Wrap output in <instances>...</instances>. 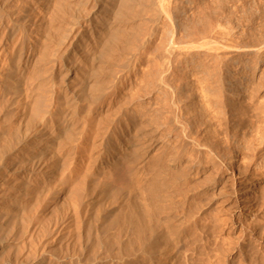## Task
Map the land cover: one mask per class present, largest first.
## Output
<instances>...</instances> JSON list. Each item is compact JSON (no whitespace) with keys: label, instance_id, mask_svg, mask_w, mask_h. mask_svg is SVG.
Returning a JSON list of instances; mask_svg holds the SVG:
<instances>
[{"label":"rangeland","instance_id":"rangeland-1","mask_svg":"<svg viewBox=\"0 0 264 264\" xmlns=\"http://www.w3.org/2000/svg\"><path fill=\"white\" fill-rule=\"evenodd\" d=\"M166 1L167 3L165 2V4L168 7H166V13L168 12L166 21H160L153 25L151 21L153 14L146 8L147 5H141L143 1L139 3L141 6L137 5V7L131 9L128 14L130 18H125V20L130 21L126 28L128 34H126L127 39L125 38V41L119 45L118 52L115 53L118 56L117 61L120 59L116 68L117 70L121 69L122 66L120 65H126L127 63H131V67L133 68H131L130 75L124 79L125 82L122 83L121 87L114 86L111 88L109 86V89L92 104V114L86 119V123L81 120L84 106H79L74 117L75 127L72 132L75 141L71 142L73 144L67 152L68 156L66 155L61 161L63 162L61 166L65 165L63 168H67L65 170L67 178L66 185L61 197L64 199L67 192L68 194L69 192L75 193V189L77 192L80 187L76 186H79L81 176L84 174L83 172L89 170V166L91 167L97 161L101 160V158L105 157V152H112V148L114 147L112 142L114 141L113 133L110 131L102 144L98 146L100 134L108 124L112 125L113 117L117 113L120 105L123 102H127L138 90L142 91V97L138 100L137 104L135 102L131 103L127 112L124 113L125 122L128 125L131 124L132 114H135L137 115L138 121L143 122L141 124L143 126L153 117L161 116L156 123L161 125L160 123L162 121H168L169 128L174 130L173 133H177L178 136H175V134H165L159 138L155 143V148L146 158L133 162L132 170L129 172L130 174H126L123 171L120 178H117L115 165L111 162L103 170L96 171L91 181L93 191L91 192V196L94 197L101 188V184L98 185V183H102V187H106L109 184L112 190L115 188L116 192H113L114 194L109 192L110 195L107 193L102 203L98 201L99 204H97L98 202L96 205L94 204L90 212L91 214L89 213L91 216L84 215V212L81 211L82 213L79 216L81 217L82 214L84 216L81 218L77 217L78 219L80 218L78 220L79 222L77 219L74 220L78 223L72 222V225L68 227L70 230L66 229V232L61 235L54 234L55 236L53 235V238L44 240L46 242L42 241L36 244L37 237L46 228L44 225L46 223L48 224L49 217L56 212V208L60 206L62 199L61 201H51L49 204H43L37 207L35 211L33 210L35 212L33 213L34 217L32 216L33 218L27 219V221L31 220L29 223L23 221L19 224L15 219H11L9 221V227L7 224L6 227L3 226L0 229V239L5 235H10L13 239L10 245H6L1 250L0 264H3L4 261V264H7L6 262L9 261L10 264H19L20 262L32 264L31 262L36 259L38 262L40 261V264H52L53 259L58 260L55 264H116L117 262L115 260L120 256L116 255L122 254L128 241H131L135 237L132 230L125 232L120 226L121 222L117 220L125 219L131 213L133 215H138L139 213L140 215L144 207L140 198L143 200L144 196L149 201L147 203L148 209H158L159 211L157 210V213L160 212L154 219V225L162 229L163 232L170 234H167L168 236L166 235L168 237L166 238V242L169 250L176 251L182 255L183 253L189 255V264H264V235L262 232L264 231V194H262L264 193V171H261L264 170V130H262L264 129V73H262L264 61L254 58L252 56L253 54L249 53L243 56L237 52L239 49L247 51L252 49V47L257 48L264 44V32L261 30L258 17L256 16L258 10L261 9V4L264 6L263 0L261 2L260 0ZM1 4L4 6H1ZM8 7L11 9V4H8L7 0H0V24L4 19V13L9 10ZM3 9L5 10L4 13ZM139 45L142 47L140 48ZM167 47H171L170 53L164 52ZM197 47L203 48L204 52L203 50L192 53L189 51ZM187 51H189V55ZM262 57H264V53H262ZM238 63H247L252 67L254 64H257V75L251 80L252 82H250L246 89L238 91L240 94L237 98L238 107L237 105L234 107V105L229 103L228 98L222 101L217 91L216 93H211L209 87L211 80L218 79L215 75L219 71H222L225 83H227L226 80H228L229 75L232 73L231 70ZM125 65L123 66L125 67ZM149 82L157 86L154 88V91L148 92L146 90V87L150 84ZM17 87L14 86L16 89L14 90L12 88L11 92L17 91ZM233 90L235 91L234 88ZM130 101L131 99L128 102ZM135 105L139 107V113L134 111ZM156 106L158 107L156 108ZM155 109H160V111ZM208 111L211 115L208 114ZM81 122L84 123L85 127L82 126L83 124ZM121 127H124V131L120 135V139H123V142H121V146L119 147L125 150L137 139L138 132L130 130L129 126L127 127L123 123ZM85 130L87 132H84ZM77 132L79 136L81 134V139ZM189 138L201 145V151L205 155L202 159H205V157L214 159V156L209 151V147L212 148L217 145L218 148L223 150V153L225 152L224 155H229L225 157L226 160L230 156L234 157L232 159L233 162L231 161V168L224 165L218 169V172L216 171L217 180H220V178L224 180L227 176L229 177L236 172H239V176L241 177L245 176L244 166L242 167V165L249 164L248 162L246 163L247 158L253 159L248 160L249 162L251 161L250 169L256 165L254 169H258L257 173L262 174L257 175L254 183L247 188L245 186L242 187V185H231L230 182L224 187V181H219V189L222 186L224 189L227 188V192L221 194L222 196L215 194L218 193V188L215 191L208 189L210 187L208 186L210 185V182L207 183L208 181H202L201 183L204 182V185L200 184L203 186L199 187L198 191H191V193L187 189L189 191L188 193L185 189L186 187L189 188V185L192 187L194 181L177 182L173 180L175 176L174 172L171 173V171L164 170L160 166H163L161 163L162 159L167 157L166 148H171L172 146H177L178 148L183 147L189 141ZM242 140L246 141L244 148H236L234 150V144L236 145L239 141L242 144ZM246 147L249 149H246ZM225 149H228V151ZM100 153L101 155H99ZM97 155L99 156L96 157ZM254 163L256 164L254 165ZM262 167L263 169H261ZM259 169L261 170L259 171ZM158 172L163 174L161 175ZM166 173L168 174L166 175ZM104 182H106V185H104ZM160 182H164L166 185L161 186ZM96 183L100 187L99 189L96 188ZM152 188L154 189L153 191L151 190ZM142 191L145 192L142 194ZM153 192L155 195L157 194L156 196L159 195L158 197L161 199L159 198L157 201V197H155ZM180 194H187L188 197L184 196L185 199L180 198L183 196H180ZM171 196L175 201L172 198L171 200L167 199ZM176 197L178 198L176 199ZM140 204L143 206H140ZM161 211L167 213L162 212V214ZM164 214L166 217H164ZM190 215L191 217H188ZM159 216L163 221H159ZM168 217H172L171 220ZM165 218H167V221ZM165 221L167 224H171L166 225L164 223ZM163 225L164 228H162ZM166 226L167 229L165 228ZM261 229L262 231L260 232ZM120 230L124 232L120 233ZM260 233L261 236L258 237ZM33 244H36L37 248L39 247L37 250L39 255L36 253L35 258L38 256L36 259L33 256L29 259V254L34 247ZM190 248L193 250L192 252H190ZM6 258L8 260H5ZM32 258L34 259L33 261H28V259L32 260Z\"/></svg>","mask_w":264,"mask_h":264},{"label":"bare ground","instance_id":"bare-ground-1","mask_svg":"<svg viewBox=\"0 0 264 264\" xmlns=\"http://www.w3.org/2000/svg\"><path fill=\"white\" fill-rule=\"evenodd\" d=\"M7 2L8 4H11V9L9 7V10L4 8L5 10H8L6 12L3 9V13L5 12L3 15L4 19L1 22L2 25L0 24V229L3 226L6 227L7 224L9 227V221H11V219H15L17 222H19V224L23 221H27V219H31L32 216L34 217L33 213L35 212H33V210L35 211L36 208L40 205L49 204L51 201H61L62 199V202H60L61 204L58 202L60 206H57L56 212H54L53 215L50 216L51 218L49 217L48 224L46 223V225H44L46 228L41 233V235L37 237L38 239L36 244H39L44 240L53 238L52 236L54 234H63L64 232H66V229H69L68 227L69 225H72V222H77L84 215L91 216L90 212L94 204L96 205L98 201L102 203L103 198L107 193L109 194V192H111V194H114L116 192L114 186V190H112L111 186H109L108 183V186H103L105 189L102 187V183H98V185L101 184L100 186L102 189L96 183V188L100 189L98 192L96 189L97 194L94 197L91 196V192H93L91 181L93 178V174H96V171L103 170V168L110 164L109 162H111L115 165L117 178H120V175L121 173H123V171L128 174L132 170L131 168L135 160L139 161L146 158L147 155L155 148V143L157 142V140L163 135L175 134V136H178L177 133H173L174 130L169 128L168 121H162V123H160L161 125H158L156 123V121L159 120L161 116L153 117L148 121L147 124H144L143 126L141 125L143 124V122H141L140 120L138 121L137 115L135 114H132L131 124L128 125L127 122H125L126 119L124 117V113L127 112L131 103L135 102V104H137L138 100L142 97V91L140 90V92L138 88V91L131 98L129 97L131 99L130 102H128L130 100L129 99L127 102H123L120 105L119 109L117 108L118 111L113 117L114 120H112L113 123L111 122L112 125L108 124V126H106V128L100 134V138L97 144L98 146L102 144L110 131L113 133L114 141L112 142L114 144V147L112 148V152H105V157L101 158L100 156L101 160L97 161L96 164H93L91 167L89 166V170H87V168V171L83 172L84 174L83 176H81V182L79 186H76L80 187L78 188L77 192L75 189V193L69 192L68 194L67 192V195L64 197V199L61 197V195H63L67 179L65 175V170H67V168H63V166L65 165L61 166V164H63V162L61 161L66 157L69 148L72 146L73 143L71 144V142L75 141L72 132L75 127L74 117L77 113V110L79 109V106H84L81 120L82 122L86 123V119L89 118L92 114V104L95 103L107 89H109V86H111V88L114 86L121 87L122 83L125 82L124 79H126L130 75V72L132 70L131 68H133L131 67V63H127L126 65L123 64L125 65V67L119 64L120 66H122V68L118 70L116 68L118 66L117 63L120 61V59L117 61L118 56L115 55V53L118 52L119 45L122 44L123 41H125V38L127 39L126 34H128L126 28L128 22L130 21L125 20V18H130L128 14L132 8L134 9L135 7H137V5L141 6L142 4V6H144L145 4V6L147 5L146 8H148V10H150L153 14V19L151 21L152 24L155 25L154 23L164 21L166 19L168 12L166 13L167 4H165V2L167 3V1L7 0ZM212 2L214 3V1ZM139 3H141V5ZM1 6L4 5L1 4ZM261 6V9L258 10V14L256 16L259 20V26L264 32V6H262L263 8ZM216 15H218V13H216ZM206 18L208 19V17ZM149 28L147 29L150 30ZM142 46L139 45L140 48ZM253 48L254 47L247 51L242 49H239L238 51L236 49L235 50L243 56L250 53L253 54L252 56H254V58L259 59L260 61H264V57H262V53H264V44L257 48ZM202 50L203 48L197 47L190 49L189 51L192 53ZM189 51H187V53ZM164 52L170 53L171 47H167ZM256 70L257 64H254V66L252 67L247 63H238L236 66H234L233 70H231L232 73L229 75L228 80H226L227 83H225L222 71H219L218 68L219 72L216 70L218 74L215 75V77L218 79L213 81L211 80L209 91H211V93H216L217 91L219 93L220 99L222 98V101L223 99L228 98L230 101L229 103L236 107L237 98L240 95L238 91L244 90L248 87L250 82H252L251 80L254 79L257 75ZM262 73H264V67ZM14 86H18L17 91L11 92L12 88L14 90L16 89L14 88ZM155 87L157 86H154L153 83H150L146 87V90H148V92L154 91ZM233 88L235 89V91L233 90ZM218 97L216 98L218 99ZM218 102L220 101L218 100ZM135 106L136 107L134 111L139 113V107L137 105ZM157 107L158 106H156V108ZM158 111H160V109ZM208 114L211 115L210 112ZM82 122L81 124H83L82 126H84V123ZM122 123L126 124L127 127L129 126L130 130H135L136 132H138L137 139L132 142L131 146H129L125 150H122L119 147L121 146V142H123V139H120V135L124 131V127H121ZM84 132L87 131L85 130ZM239 142H237L236 145L234 144V150H236V148H244L246 141L242 140V144H240ZM250 146L248 145L249 148ZM200 147V144L193 140H190L189 138V141H187L183 147L178 148L177 146H172L171 148H166L165 150L167 153V157H165V159H162V162L160 160L163 165L160 167H162L164 170L171 171V173L174 172L175 176L173 180L177 182L187 180L194 181L192 187L191 185H189V188L186 187L185 190L188 193L189 191L187 189H189L190 192L198 191V188L204 185V182L201 183L202 181H208L207 183L210 182V185H208L210 187L208 189H211L213 191L217 190L219 181H224V187L225 185L227 186L228 182H230L231 185H242V187L245 186L247 188L254 183L257 175L262 174H258V169H254L256 163H254L255 166L251 164L253 168L250 169L251 161L249 162L248 160L251 158H247L246 163L248 162L249 164L242 165V167L244 166L243 168L246 174L245 176L241 177L239 176L240 173L236 172L235 174L231 173L232 175L229 177L227 176L224 180L221 178L220 180H217L216 171L218 172V169H220V167L224 165H227L229 166V168H231L230 166L233 162L232 159L234 157L230 156L228 160H226L225 157L229 155H224L225 152L223 153V150L218 148L217 145L213 146L212 148L209 147V151L214 156V159H209V157H205V159H202L205 155H203ZM248 147H246V149ZM226 151H228V149ZM252 152L254 153V150ZM99 155H101V153ZM99 155H97L96 157H98ZM260 165L263 166L262 163H260ZM263 167L261 169H263ZM261 169H259V171ZM160 171L162 172V170ZM168 173H166V175ZM160 174L162 175L163 173ZM104 183V185H106V182ZM160 185L165 186L166 184L164 182H160ZM223 186L220 189L218 188V193L215 194H225L227 192V188L224 189ZM151 190L153 191L154 189L152 188ZM144 192L142 191L141 193L143 194ZM137 195L139 196V194ZM156 195L155 197H157L158 201L160 197H158L159 195ZM172 196L170 198L168 197L167 199H174L175 197L173 196V198ZM180 196V198L185 199L184 196H187V194H180ZM177 198L178 197H176V199ZM140 199L142 204H144L143 210L140 215L138 213V215L134 214V216L131 213V215L125 217V219H119L120 221L117 220L118 222H121L120 226L125 230V232L132 230L135 237L134 239H131V241H128V243L124 247V251H122V254H118L119 250L117 253L118 255L114 254L116 256L120 255L118 258H116L115 261L117 263H115L189 264V255H186L185 253H183L182 255L176 251L169 250L166 238H168L167 236L170 234L163 232L162 229L154 225V219L159 215L160 212L157 213L159 210L148 209L147 203L149 201L147 197L144 196L143 200L142 198ZM173 201H175V199ZM99 202L97 204H99ZM142 204H140V206H143ZM81 211L84 212V215L82 214V216L80 217L79 214L82 213ZM162 212L163 211H161V213ZM163 213L166 214L167 212ZM165 214L164 217H166ZM77 217L80 218L78 219ZM188 217H191V215ZM171 218L169 219L171 220ZM76 219L77 221H74ZM165 219L167 221V218ZM160 220L163 221L161 217L159 218V221ZM29 221L27 222L29 223ZM166 221L164 222L166 223V225L171 224H167ZM23 226L25 227V225ZM162 228H164V225ZM165 228L167 229V226ZM262 229L260 230V232L262 231ZM121 232L124 231L120 230V233ZM262 232L264 235V231ZM260 236L261 233L260 235L258 234V237ZM12 241L13 239L10 235H5L3 238H1L0 252H2L1 250L5 248L6 245H10ZM36 244H33L34 247L29 254V259L32 256L34 259L38 257L36 256L35 258V255L38 254L37 250L39 248H37ZM184 249L186 250V248ZM190 250V252L193 251L191 248ZM33 258L32 260L28 259V261H33ZM5 260L8 259L6 258ZM57 262V259L52 260V264H55ZM6 263L10 264V261ZM31 263L40 264V261L38 262V260L36 259ZM19 264L25 263L20 262Z\"/></svg>","mask_w":264,"mask_h":264}]
</instances>
